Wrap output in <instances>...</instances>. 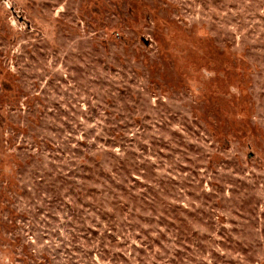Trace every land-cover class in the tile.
<instances>
[{"label":"rangeland","instance_id":"1","mask_svg":"<svg viewBox=\"0 0 264 264\" xmlns=\"http://www.w3.org/2000/svg\"><path fill=\"white\" fill-rule=\"evenodd\" d=\"M0 264H264V0H0Z\"/></svg>","mask_w":264,"mask_h":264}]
</instances>
